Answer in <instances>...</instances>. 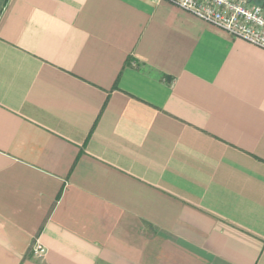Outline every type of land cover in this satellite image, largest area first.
Returning a JSON list of instances; mask_svg holds the SVG:
<instances>
[{
    "label": "crops",
    "instance_id": "crops-1",
    "mask_svg": "<svg viewBox=\"0 0 264 264\" xmlns=\"http://www.w3.org/2000/svg\"><path fill=\"white\" fill-rule=\"evenodd\" d=\"M0 264H264V51L167 1L0 0Z\"/></svg>",
    "mask_w": 264,
    "mask_h": 264
},
{
    "label": "built area",
    "instance_id": "built-area-1",
    "mask_svg": "<svg viewBox=\"0 0 264 264\" xmlns=\"http://www.w3.org/2000/svg\"><path fill=\"white\" fill-rule=\"evenodd\" d=\"M170 2L234 38L264 51V6L251 0H159ZM44 252L35 245V254Z\"/></svg>",
    "mask_w": 264,
    "mask_h": 264
},
{
    "label": "rangeland",
    "instance_id": "rangeland-1",
    "mask_svg": "<svg viewBox=\"0 0 264 264\" xmlns=\"http://www.w3.org/2000/svg\"><path fill=\"white\" fill-rule=\"evenodd\" d=\"M252 2H254L255 4H258L260 6H264V0H251Z\"/></svg>",
    "mask_w": 264,
    "mask_h": 264
},
{
    "label": "trees",
    "instance_id": "trees-1",
    "mask_svg": "<svg viewBox=\"0 0 264 264\" xmlns=\"http://www.w3.org/2000/svg\"><path fill=\"white\" fill-rule=\"evenodd\" d=\"M261 1V0H260Z\"/></svg>",
    "mask_w": 264,
    "mask_h": 264
}]
</instances>
